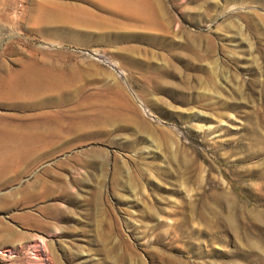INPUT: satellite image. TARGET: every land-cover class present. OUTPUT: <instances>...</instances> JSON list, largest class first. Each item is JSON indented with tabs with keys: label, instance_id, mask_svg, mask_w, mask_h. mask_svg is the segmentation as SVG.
Returning <instances> with one entry per match:
<instances>
[{
	"label": "rangeland",
	"instance_id": "1",
	"mask_svg": "<svg viewBox=\"0 0 264 264\" xmlns=\"http://www.w3.org/2000/svg\"><path fill=\"white\" fill-rule=\"evenodd\" d=\"M121 1L0 0V264H264V0Z\"/></svg>",
	"mask_w": 264,
	"mask_h": 264
},
{
	"label": "bare ground",
	"instance_id": "2",
	"mask_svg": "<svg viewBox=\"0 0 264 264\" xmlns=\"http://www.w3.org/2000/svg\"><path fill=\"white\" fill-rule=\"evenodd\" d=\"M111 1H116V2H120V0H109ZM143 1V0H141ZM137 0H122L121 3L123 4H135L137 3ZM144 2H138L136 4V8L139 9L141 7V5ZM31 76V75H30ZM21 83L24 85V87H16L12 90H10L9 92H4L1 88H0V105H2L5 101V96H8L11 99H15L18 98V96L20 97H24V96H34V95H39V94H44L47 91L52 92V90L54 91V89H52L51 87L48 86V84L44 83L43 81H41L40 79H36L35 76H31V77H25L21 80ZM29 93H31L32 95H29ZM3 123V118H0V125H2ZM13 127V126H12ZM36 130V129H34ZM20 130L18 128H8L7 125L5 126H0V146L3 147H9V140H17V139H21V138H27V136H29L30 134H33V132H30L29 134H27V132H23L20 133ZM41 133L44 134H52L49 131H45V130H40ZM34 135H37V133L33 134L32 137H34ZM3 166H1L2 168ZM0 168V169H1ZM3 171H0V174H2ZM226 191L222 192V193H217L214 195V199H219L221 201H223L225 199V196L228 198L227 194L225 193Z\"/></svg>",
	"mask_w": 264,
	"mask_h": 264
}]
</instances>
